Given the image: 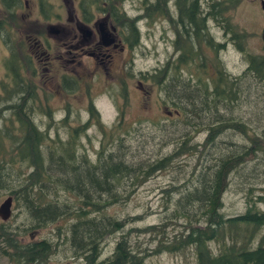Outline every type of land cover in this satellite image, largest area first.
<instances>
[{
    "label": "trees",
    "instance_id": "trees-1",
    "mask_svg": "<svg viewBox=\"0 0 264 264\" xmlns=\"http://www.w3.org/2000/svg\"><path fill=\"white\" fill-rule=\"evenodd\" d=\"M236 2L219 3L218 21L221 28L231 34L230 39L236 48L243 50L245 34L235 31L234 25L226 23L227 7ZM201 4L205 2H143L144 13L135 19L127 18L129 23H125L128 43L132 47L139 38L135 20H165L172 36L170 45L179 52L172 63H165L157 73L154 70L150 77L158 83L159 92L166 94L165 99L162 98L163 105L174 108L172 111L165 110V113L168 117L179 116L177 124H183L185 131L178 140L170 139L172 148L169 152L148 158L146 162L121 159L122 156L126 157V153H119L124 148L118 135L122 129L120 119L113 126L103 127L92 101L86 107L88 118L84 123L70 128L64 137L56 132L55 136L49 138L48 129L39 128L30 118L36 116L35 110H38L47 119H53L46 98L44 100L36 95L33 86L21 80V69L15 53H9L10 56L4 60L3 66L11 84L3 77L0 84L3 89L0 93V114L1 111L6 113L7 121L11 124L6 126L0 119L3 124L0 135L3 129L7 137L8 134L11 136V163L24 162L30 168L24 179L19 180V184L23 181L20 189H12L10 193L14 198L21 194L25 212L29 218L32 216L30 228H42L58 219H67L66 235L71 232L72 241L70 256L79 257L80 264H143L149 254L175 253L189 247H193L195 264H264V210L257 206L264 197L255 193L256 189H263L264 186V52L245 54L247 65L236 75L229 74L220 65L211 73L204 70L205 77L202 71L184 77L194 79L192 84L187 83L194 92L190 91L187 95H178L166 89L168 79L169 82L171 80L167 75L174 76V80L181 79L175 74L181 72L183 67H193L191 62L201 68L202 46L210 43L206 25L213 13L209 4L206 9L204 5L200 9ZM221 44L214 45V48L219 50ZM247 79H251L254 91L247 88L246 94L242 95V86ZM10 86L12 89H9ZM14 86L33 95H24L25 91L22 95H10ZM252 101L261 103L253 118L233 111L234 108H248ZM89 122L97 127L96 135L101 134L93 160L89 159L86 146L80 142V136L84 135ZM136 123L139 129L143 122H133ZM50 124L54 123L48 122L46 127ZM155 130L161 132L164 129L157 124ZM125 133H128L126 128ZM200 134L203 136L199 139ZM181 156H188L193 164L185 162L181 172L186 174L181 177L182 182L169 184L165 191L171 196L166 218L174 222L181 218L182 228L170 239L167 236L161 238L149 251H136L128 241L130 229L125 224L126 219L111 215L107 209L121 198V194L117 193L119 185L125 184L126 187L128 180H133L137 182L132 188H136L153 173L174 165V161ZM248 162L251 165L246 167V175L241 180L247 195L244 201L246 209L242 213L227 215L222 211V194L232 174ZM176 168L180 169L179 166ZM2 172L0 179L4 181H0V185L6 181L10 183L11 179ZM69 194L73 197L70 200L67 197ZM129 217L131 220L140 218L139 215ZM166 221L146 225L140 232L157 229L161 235ZM117 232H120L119 237L112 250L100 258L102 242ZM52 250L51 242H21L6 225L0 224V254L8 261L14 264H40Z\"/></svg>",
    "mask_w": 264,
    "mask_h": 264
},
{
    "label": "rangeland",
    "instance_id": "rangeland-1",
    "mask_svg": "<svg viewBox=\"0 0 264 264\" xmlns=\"http://www.w3.org/2000/svg\"><path fill=\"white\" fill-rule=\"evenodd\" d=\"M136 1L138 2V0ZM258 1L237 0L233 6L227 7L229 11L226 13V18H228V22L226 23L234 25L235 31L245 34L243 50L236 48L232 40L228 39L231 34L224 31L221 28L222 25L218 26L215 24L220 19L218 18L220 2L213 4L212 2L203 1L205 4H201L200 9L203 5L206 9V6L209 4L211 7L210 11L213 12L211 16L214 18L212 19L213 21L210 19L207 21L206 31L210 43L202 46L201 53L203 57L201 68L197 63L191 62L193 67H183L180 69L181 72L175 75L184 79V77L202 71V76L205 77L206 73L204 70L211 73V71L213 72L220 65L229 74L236 75L247 65L245 54L263 53L260 31L264 25V15L259 8ZM222 24H225V22L222 21ZM137 27L139 33L138 43L132 47L129 46L130 48H125L115 58L113 65L102 67L101 64L94 65L90 60L83 58L85 65L77 67L80 74V87L75 95H72L70 87L64 85L59 79L60 76L69 79L74 64L65 61L58 63L51 76L47 72L39 71L38 68L36 74H34L32 73L33 62L24 59L23 55L26 57L24 53L22 55L19 51H13L21 69V80L28 83V85L31 84L36 95H40L44 100L46 98L47 108L52 113L53 119H47L38 110H35L36 116L30 118L40 126L39 128L43 130L45 128L46 130L48 129L49 138L55 136L56 132L61 137H64L70 128L84 123L88 118V113L85 111L86 107L92 101V105L97 111L103 127L108 128L113 126L120 119L119 122L122 129L118 132V135L122 139L124 148L119 153L121 155L123 151L126 153V157L122 156L121 159L137 163L141 161L146 162L148 158L159 157L171 150L170 139L178 140L179 135L184 130V126L183 124L181 126L177 124L180 121L179 116H167L165 110L172 111L174 108L163 105V99H165L166 94L159 92L158 83L153 82L150 75L153 74L154 70L157 73L158 69H162L165 63H172L179 52H176L171 47L172 45H170L172 36L165 20L155 22L140 20L137 23ZM216 42L222 43L219 50L214 48L213 43ZM7 56L8 52L0 45V84L3 81V77L11 84L10 79L6 76L7 71L3 66ZM35 65L37 64L35 63ZM167 78L171 79L170 82L169 79L167 81L168 88L166 89L169 92L179 93L178 95H187L190 91L194 92L187 85V83L192 84L194 79L174 80V76L169 77L168 75ZM67 84H70L69 80ZM85 85H88V93L83 90ZM17 87L14 86V90L10 92V95H22L23 91L26 92L24 95H33L30 91L27 92L22 88L20 90V87ZM242 88V95L246 94L245 90L247 88L253 92L251 79H247L243 83ZM9 89H12V86ZM1 91L3 89L0 87V93ZM259 104L261 103L258 101H252L248 108H234L233 111L236 114H246L250 119L256 115L255 111H257ZM248 116H246L247 119ZM7 118V114L1 111L0 119L6 126H10L11 123L7 121ZM63 118H65L64 121H62ZM136 120L143 122L138 127L139 129L136 128L138 123L133 124ZM48 122L54 124L46 127ZM157 124L161 125V128L164 130L161 132L155 130ZM87 125L84 135L80 136V142L86 146L89 159L93 160L95 149L98 147L97 140L101 139V134L97 133L96 135L97 127L92 122H89ZM0 126H3L1 121ZM125 128L128 131L127 134L125 133ZM13 130H11V133ZM2 131L0 135V172L3 171L4 176L9 177L11 181L10 183L6 181L0 185V202L9 196L12 198V203L9 217L4 221L0 220V224L6 225V228L21 242L27 243L43 240L51 242L53 250L49 253L47 259L40 264H80L81 259L79 257L74 258L70 256L72 241L71 232L66 235L65 220L67 219H58L42 228H30L29 221H31L32 216L30 217L31 219L27 216L25 212L26 208L23 206L20 197L21 194L18 193L19 197L14 198L10 193L12 189H20L19 187L23 184V181L19 184V180L24 179L30 168L24 162L15 161L11 163L9 160L11 155L9 146L10 144L12 145V141L9 140L11 136L8 134L7 137L3 129ZM108 135H110L109 132ZM202 136L203 134H200L198 138L200 139ZM112 139L115 141V134H113ZM167 141L168 144H166ZM161 146L164 148H160ZM185 162L189 165L193 164L188 156H181L174 161V165L153 173L136 188H132L137 182L133 180H128L126 187L125 184L119 185L117 193L121 194V198L117 204L108 208L107 211L119 219H126L125 224L130 229L128 241L134 250L141 252L149 251L161 238L167 236V239H170L182 228L180 225L181 218L175 222L171 218L169 220L166 218L167 210L171 206V203L168 202L171 196L166 194L165 189L169 184L174 183V185H178L182 182L181 177H185L183 175L186 174L181 172ZM250 165L248 162L245 167L242 168L240 166L239 170L232 174L228 187L222 194V211L227 215L235 214L239 211L242 213L246 209L244 201L247 195H245V187L242 185L241 180L246 175V167H250ZM177 166L180 169H177ZM66 174L68 173L66 172ZM0 181L4 180L0 179ZM123 188L125 189L123 190ZM262 188L256 189L255 193L264 197V186ZM28 195L30 196L31 194L28 193ZM67 197L68 200L73 198L70 194ZM167 205L168 207L164 208ZM257 206L259 209L264 210V200L258 202ZM136 215L140 216L137 220H131L129 217ZM162 220L168 221H166L165 230L161 235L157 232V229L140 232L142 227L159 224ZM120 232L104 239L101 246L100 258L106 256L112 250L113 244L119 237L118 234ZM192 248L189 247L175 253L159 252L158 254H149L144 258L143 264H195ZM0 264L14 263L8 261L6 257L0 254Z\"/></svg>",
    "mask_w": 264,
    "mask_h": 264
},
{
    "label": "flooded vegetation",
    "instance_id": "flooded-vegetation-1",
    "mask_svg": "<svg viewBox=\"0 0 264 264\" xmlns=\"http://www.w3.org/2000/svg\"><path fill=\"white\" fill-rule=\"evenodd\" d=\"M152 1L0 0V45L8 55L15 53L13 51L24 53V59L33 62L34 74L38 68L51 76L58 63L74 64L69 79L62 76L59 79L75 95L80 87L78 66L85 65L83 58L102 67L113 65L115 58L125 48H130L126 21L142 15V3ZM203 1L232 3L237 0ZM139 21L135 20L137 32ZM215 24L221 25L218 20ZM213 44L218 46L220 42ZM68 80L70 84H67ZM83 90L88 93V85Z\"/></svg>",
    "mask_w": 264,
    "mask_h": 264
},
{
    "label": "water",
    "instance_id": "water-1",
    "mask_svg": "<svg viewBox=\"0 0 264 264\" xmlns=\"http://www.w3.org/2000/svg\"><path fill=\"white\" fill-rule=\"evenodd\" d=\"M258 5H259V8H260L262 14L264 15V0H259ZM260 39L262 42V48H263V52H264V25L262 26L261 31H260ZM10 206H11V197H9V196L0 202V218L2 220H5L9 217Z\"/></svg>",
    "mask_w": 264,
    "mask_h": 264
},
{
    "label": "bare ground",
    "instance_id": "bare-ground-1",
    "mask_svg": "<svg viewBox=\"0 0 264 264\" xmlns=\"http://www.w3.org/2000/svg\"><path fill=\"white\" fill-rule=\"evenodd\" d=\"M11 203H12V198H11ZM11 207V206H10Z\"/></svg>",
    "mask_w": 264,
    "mask_h": 264
}]
</instances>
